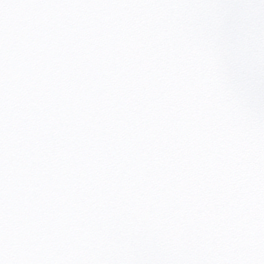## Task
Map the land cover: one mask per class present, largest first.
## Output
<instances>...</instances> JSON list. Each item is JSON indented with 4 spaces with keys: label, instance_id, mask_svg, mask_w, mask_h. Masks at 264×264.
<instances>
[{
    "label": "snow or ice",
    "instance_id": "snow-or-ice-1",
    "mask_svg": "<svg viewBox=\"0 0 264 264\" xmlns=\"http://www.w3.org/2000/svg\"><path fill=\"white\" fill-rule=\"evenodd\" d=\"M0 264H264V0H0Z\"/></svg>",
    "mask_w": 264,
    "mask_h": 264
}]
</instances>
